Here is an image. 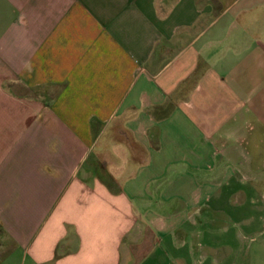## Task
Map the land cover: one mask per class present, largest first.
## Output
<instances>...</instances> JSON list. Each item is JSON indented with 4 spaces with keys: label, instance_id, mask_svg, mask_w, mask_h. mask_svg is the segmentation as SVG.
<instances>
[{
    "label": "crops",
    "instance_id": "obj_1",
    "mask_svg": "<svg viewBox=\"0 0 264 264\" xmlns=\"http://www.w3.org/2000/svg\"><path fill=\"white\" fill-rule=\"evenodd\" d=\"M261 152L264 0H0V264H193Z\"/></svg>",
    "mask_w": 264,
    "mask_h": 264
},
{
    "label": "rangeland",
    "instance_id": "obj_2",
    "mask_svg": "<svg viewBox=\"0 0 264 264\" xmlns=\"http://www.w3.org/2000/svg\"><path fill=\"white\" fill-rule=\"evenodd\" d=\"M244 149L252 152L248 145ZM258 157L262 173L255 178L253 188L234 195L226 193L221 203L212 211L205 210L191 226L197 236L193 264H264V152ZM248 179L244 177L247 187ZM192 236L186 237L188 248ZM205 249L208 256H202Z\"/></svg>",
    "mask_w": 264,
    "mask_h": 264
}]
</instances>
